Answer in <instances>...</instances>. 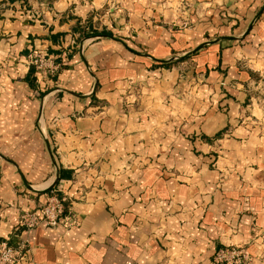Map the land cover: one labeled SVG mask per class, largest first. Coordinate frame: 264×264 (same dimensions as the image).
<instances>
[{
    "label": "crops",
    "instance_id": "obj_1",
    "mask_svg": "<svg viewBox=\"0 0 264 264\" xmlns=\"http://www.w3.org/2000/svg\"><path fill=\"white\" fill-rule=\"evenodd\" d=\"M263 6L0 0V241L29 240L18 264H216L226 246L264 264V11L243 36ZM58 172L79 225L22 231Z\"/></svg>",
    "mask_w": 264,
    "mask_h": 264
},
{
    "label": "built area",
    "instance_id": "obj_2",
    "mask_svg": "<svg viewBox=\"0 0 264 264\" xmlns=\"http://www.w3.org/2000/svg\"><path fill=\"white\" fill-rule=\"evenodd\" d=\"M85 30L88 34H93L88 26H85ZM56 57L50 53L33 51L30 62L43 78L53 79L61 69V63L56 62ZM61 191L59 188L51 190L45 203L22 211L19 217L22 231H32L41 225L51 228L79 225L77 217L67 205V198L60 195ZM29 254V240H21L16 245L0 241V264H18L29 258ZM213 260L216 264H253V256L247 246L219 248L214 253Z\"/></svg>",
    "mask_w": 264,
    "mask_h": 264
},
{
    "label": "water",
    "instance_id": "obj_3",
    "mask_svg": "<svg viewBox=\"0 0 264 264\" xmlns=\"http://www.w3.org/2000/svg\"><path fill=\"white\" fill-rule=\"evenodd\" d=\"M263 11H264V6H263L262 9L260 10V12H259V14L256 16V18H255V19L249 24V26H248V28H247V30L245 31V33H244L243 36H246V35L249 33V31L252 29V27H253L255 21H256L257 18L262 14ZM220 40H221V38H218V39H216L214 42H218V41H220ZM177 58H178V57L176 56V57H173V58L170 59V60H176ZM170 60H169V61H170ZM166 61H167V60H166ZM59 180H60V175H59V172H58L57 177H56V180L54 181V183H53V185L51 186L50 189L55 188V187L57 186V184L59 183Z\"/></svg>",
    "mask_w": 264,
    "mask_h": 264
},
{
    "label": "trees",
    "instance_id": "obj_4",
    "mask_svg": "<svg viewBox=\"0 0 264 264\" xmlns=\"http://www.w3.org/2000/svg\"><path fill=\"white\" fill-rule=\"evenodd\" d=\"M86 35L88 36V35H90V34H86ZM91 35H110V33L105 32V31H103V32H101V33H99V32H93V34H91Z\"/></svg>",
    "mask_w": 264,
    "mask_h": 264
}]
</instances>
